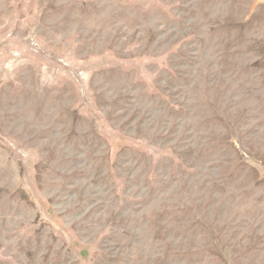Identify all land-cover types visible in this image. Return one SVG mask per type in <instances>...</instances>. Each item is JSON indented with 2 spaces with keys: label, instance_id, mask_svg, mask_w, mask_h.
Returning a JSON list of instances; mask_svg holds the SVG:
<instances>
[{
  "label": "rangeland",
  "instance_id": "374dc122",
  "mask_svg": "<svg viewBox=\"0 0 264 264\" xmlns=\"http://www.w3.org/2000/svg\"><path fill=\"white\" fill-rule=\"evenodd\" d=\"M0 264H264V0H0Z\"/></svg>",
  "mask_w": 264,
  "mask_h": 264
}]
</instances>
